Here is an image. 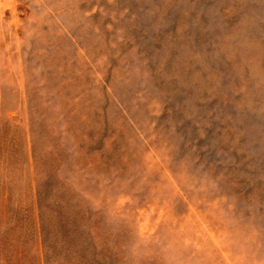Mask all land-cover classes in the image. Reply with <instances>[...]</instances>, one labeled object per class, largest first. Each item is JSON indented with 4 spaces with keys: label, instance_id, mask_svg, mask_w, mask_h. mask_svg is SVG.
Instances as JSON below:
<instances>
[{
    "label": "rangeland",
    "instance_id": "374dc122",
    "mask_svg": "<svg viewBox=\"0 0 264 264\" xmlns=\"http://www.w3.org/2000/svg\"><path fill=\"white\" fill-rule=\"evenodd\" d=\"M0 264H264V0H0Z\"/></svg>",
    "mask_w": 264,
    "mask_h": 264
}]
</instances>
